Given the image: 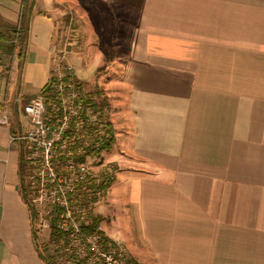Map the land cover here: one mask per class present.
I'll list each match as a JSON object with an SVG mask.
<instances>
[{
    "label": "crops",
    "instance_id": "0c3cea01",
    "mask_svg": "<svg viewBox=\"0 0 264 264\" xmlns=\"http://www.w3.org/2000/svg\"><path fill=\"white\" fill-rule=\"evenodd\" d=\"M28 1L22 54L1 57L0 264H54L11 137L60 46L54 0ZM23 2L0 0V27H16ZM136 10L99 229L138 264H264V0H142ZM74 72L87 94L86 70Z\"/></svg>",
    "mask_w": 264,
    "mask_h": 264
},
{
    "label": "built area",
    "instance_id": "2783aa9c",
    "mask_svg": "<svg viewBox=\"0 0 264 264\" xmlns=\"http://www.w3.org/2000/svg\"><path fill=\"white\" fill-rule=\"evenodd\" d=\"M20 29L19 17L16 37L7 41L17 48ZM4 44L0 39V69ZM68 46L61 39L50 91L24 103L28 126L11 136L23 148L24 193L37 230L50 233L44 247L54 264H138L124 245L99 228L86 229L117 169L102 158L111 122L108 109L98 107L83 90L67 61ZM0 123L9 127L6 112H0Z\"/></svg>",
    "mask_w": 264,
    "mask_h": 264
},
{
    "label": "rangeland",
    "instance_id": "374dc122",
    "mask_svg": "<svg viewBox=\"0 0 264 264\" xmlns=\"http://www.w3.org/2000/svg\"><path fill=\"white\" fill-rule=\"evenodd\" d=\"M140 2L142 0H133L135 6ZM135 6L120 0H54L53 7L49 10V14L57 21L60 41L65 39L69 43L67 56L71 53L74 57V71L78 72V67L86 70L89 80L88 83L85 82L87 95L99 105L101 101L108 99L106 102L110 106L105 107L114 126L124 107L125 94L120 81L124 57L129 51L138 18ZM21 33L20 29V35ZM11 58L9 60L7 57L9 65ZM25 116L22 111L23 129L27 128ZM117 149L114 153L108 152L110 157L117 154ZM113 162L110 161L111 164ZM47 232L49 231L41 230L37 236L38 243L41 240L42 244L46 243L50 234ZM133 261L137 263L135 259Z\"/></svg>",
    "mask_w": 264,
    "mask_h": 264
},
{
    "label": "trees",
    "instance_id": "16d2710c",
    "mask_svg": "<svg viewBox=\"0 0 264 264\" xmlns=\"http://www.w3.org/2000/svg\"><path fill=\"white\" fill-rule=\"evenodd\" d=\"M120 1L130 5L132 7L135 6L133 3V0H120ZM141 4H142V2H140V4H138L135 7L139 8L141 6ZM31 14H32V4H29L28 0H24L23 5H22V10L20 13V28H21L22 33H21V35L18 36V43H19L18 49H17L16 45L13 44V42H7L9 40H12L14 37H16V27H11V26H1L0 27V39L6 40V44H4V54H6V56L9 57V60L11 57H12L11 59H13V57H14L13 55L16 52L18 53L17 54L18 58L22 54L23 38H24V37H22L23 31L25 33L26 28H27V24H28L30 17H31ZM49 91H50V84L48 83L43 89H41L40 92L41 93H47ZM106 103H107L106 100L101 101L100 105L97 102H95V104L100 108H106L105 105H108ZM113 142H114V134H113L112 128L110 127L109 132H108V139H107L106 147L110 148L113 145ZM21 169L23 172L24 165H22ZM33 216H34V213H33ZM98 222H99L98 217L92 213L89 217V225L86 226V229L92 230V229L99 228ZM37 232H38V230H37ZM53 236H54V233H51V237H53ZM51 259H52V257H51Z\"/></svg>",
    "mask_w": 264,
    "mask_h": 264
}]
</instances>
